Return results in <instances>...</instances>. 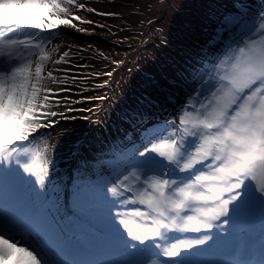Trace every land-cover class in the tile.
<instances>
[{"label": "snow or ice", "instance_id": "6c2138e0", "mask_svg": "<svg viewBox=\"0 0 264 264\" xmlns=\"http://www.w3.org/2000/svg\"><path fill=\"white\" fill-rule=\"evenodd\" d=\"M83 13L121 15L94 0H0V264H264V0H192L111 134L61 144L75 125L53 129L74 112L105 123L130 63L51 46L104 28ZM152 24L168 43L170 18ZM80 83L104 91L63 95Z\"/></svg>", "mask_w": 264, "mask_h": 264}, {"label": "rangeland", "instance_id": "374dc122", "mask_svg": "<svg viewBox=\"0 0 264 264\" xmlns=\"http://www.w3.org/2000/svg\"><path fill=\"white\" fill-rule=\"evenodd\" d=\"M187 7L191 10L192 0H188ZM98 11H116L121 15L115 17H101L98 15H89L83 13L87 18L92 19L99 24H103L104 28H96L95 34L90 37L88 34L75 33V30H69L74 32V35H68V33H63L57 36L52 41L51 46L60 45V49L63 50L69 44L73 45H88L93 44L95 47L101 49L106 55H111L116 59L127 58L130 63L124 65V69L117 72L116 76L113 77V82L119 79L120 84L123 86L121 95L117 98L112 109L109 110L108 117L103 125H97L94 122L86 121L80 117L87 115L84 112H74L72 115L77 116L75 120H68L65 123H61L59 127L53 129L52 135H56L61 128L71 129L61 138V144L66 141L71 140L79 136L81 133H85L90 137L95 144L97 139V134H99V139H103L106 135L111 134V130L114 124H118L119 120L116 116V110L121 107L126 101H129L134 95L138 94L140 91L145 90L143 87V78L145 73L155 72L160 65L167 59L171 49L173 48L172 41L176 35V30L180 26L181 22L172 16L173 7L171 2L166 5V10L164 8L165 0H94ZM184 0H180L182 4ZM163 4V7H161ZM127 5V7H125ZM185 9V6L183 7ZM191 14V11H190ZM160 15L162 21L170 18L169 27L166 30V37L168 43L164 45L158 44L156 39H152L153 35L163 38L164 32H157L156 24H152L149 27V23L155 16ZM192 15V14H191ZM179 17H184V14H179ZM75 22V21H74ZM108 35H111L109 37ZM124 38V39H123ZM110 47H107V46ZM146 45V46H141ZM78 49L73 48L71 53L76 52ZM87 55V54H85ZM56 57L53 56V60ZM73 64H85L91 63L93 67L102 68L99 60H80V58L74 57L72 59ZM134 64H138L133 68ZM55 67L67 68V65H49V69ZM129 69H131L129 71ZM92 68H76L74 71L76 73H86L90 72ZM64 72L54 71V75L64 76ZM99 83L96 81H89V83ZM89 83H80L79 87H72V91L69 93H63V95H70L72 100L79 99V94L86 96H98L104 91L100 89L99 91H84L81 89H87ZM98 103V101H94ZM78 108L91 107L88 103H81L75 105ZM62 111L63 109H54ZM105 111H107V106L105 104ZM99 261H103L105 258L103 256L95 257Z\"/></svg>", "mask_w": 264, "mask_h": 264}, {"label": "trees", "instance_id": "16d2710c", "mask_svg": "<svg viewBox=\"0 0 264 264\" xmlns=\"http://www.w3.org/2000/svg\"><path fill=\"white\" fill-rule=\"evenodd\" d=\"M169 2H171L172 7H173L175 4H177L179 2V0H165L163 10L166 8V5ZM187 2H189V1L188 0H184V2H182V4H180L179 7L175 11H173V13H172V16H174L177 19L178 22H182L185 19H192L193 18L192 15L190 14V11L191 10L189 9V7H187V4H188ZM184 6H185V9L183 8ZM179 14H184V17L183 18L182 17H179ZM108 36L111 37V35H108ZM107 47H110V46L108 45Z\"/></svg>", "mask_w": 264, "mask_h": 264}]
</instances>
